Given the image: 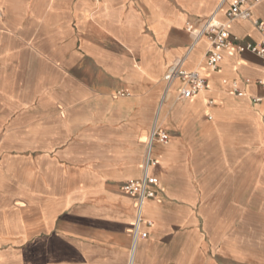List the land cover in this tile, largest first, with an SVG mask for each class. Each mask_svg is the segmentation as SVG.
Wrapping results in <instances>:
<instances>
[{"label": "crops", "instance_id": "obj_1", "mask_svg": "<svg viewBox=\"0 0 264 264\" xmlns=\"http://www.w3.org/2000/svg\"><path fill=\"white\" fill-rule=\"evenodd\" d=\"M221 2L0 0V264H264V59L234 45L214 70L187 31ZM256 21L264 1L228 29L260 43ZM176 65L208 88L180 100ZM155 126L139 210L120 187Z\"/></svg>", "mask_w": 264, "mask_h": 264}, {"label": "built area", "instance_id": "obj_2", "mask_svg": "<svg viewBox=\"0 0 264 264\" xmlns=\"http://www.w3.org/2000/svg\"><path fill=\"white\" fill-rule=\"evenodd\" d=\"M227 0H222L224 4ZM264 0H231L230 8L226 15L228 22H222L215 15L199 20L200 26L195 27L189 23L187 31L193 34L196 41L205 38L208 42V50L206 56L212 69L216 70L219 67L225 51L236 45L239 52H250L264 59V39L260 43L242 42L240 37L230 33L228 29L229 22L234 20H251L255 6ZM256 27L264 34V22L256 21ZM166 83L171 85L175 80L183 82V88L178 96L180 100L189 99L208 88L207 79L197 70L187 71L180 65L172 66L164 76ZM258 84L264 92V78L258 81ZM234 91L237 94L243 92L239 90L235 84ZM118 96H128L130 92L121 90L117 92ZM264 96L256 97L255 102L262 101ZM209 105H214L213 100H208ZM210 119L212 115L208 116ZM170 140L169 133L160 126H155L149 135L147 142V151L143 162V176L139 179H131L123 182L121 190L129 196L137 199L139 210L145 200L157 198L156 188L159 185V178L152 175L151 170L160 164L159 159L152 155V147L155 142L167 144ZM142 221L139 214L133 236L146 237L147 232H142L140 223ZM152 225V222H148Z\"/></svg>", "mask_w": 264, "mask_h": 264}, {"label": "bare ground", "instance_id": "obj_3", "mask_svg": "<svg viewBox=\"0 0 264 264\" xmlns=\"http://www.w3.org/2000/svg\"><path fill=\"white\" fill-rule=\"evenodd\" d=\"M235 65V64H234Z\"/></svg>", "mask_w": 264, "mask_h": 264}]
</instances>
